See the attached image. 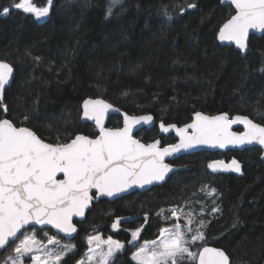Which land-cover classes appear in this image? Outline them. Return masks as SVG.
I'll list each match as a JSON object with an SVG mask.
<instances>
[{
	"label": "trees",
	"instance_id": "obj_1",
	"mask_svg": "<svg viewBox=\"0 0 264 264\" xmlns=\"http://www.w3.org/2000/svg\"><path fill=\"white\" fill-rule=\"evenodd\" d=\"M19 2L0 0V12ZM33 2L46 5V0ZM110 4L111 0H53L46 18L37 19L14 7L0 15V61L13 68V78L3 92L7 111L0 106V119L28 126L45 141L68 142L78 133L95 136L92 123L81 121V103L88 97H102L129 114L152 113L156 121L165 123L185 124L201 110L245 114L264 124V71L260 70L264 35L251 36L245 56L233 46L220 45L218 29L234 13L230 4L123 0L122 7L108 15ZM188 4L196 6L188 8ZM24 116L29 119L24 121ZM107 125L121 126V116H110ZM153 127L138 132V137L153 138L156 124ZM217 153L181 155L174 163L188 168L165 183L112 201L98 200L85 220L76 223L78 231L70 240L75 251L64 256L61 264H77L88 249L85 238L93 231L125 244L110 264H137L132 259L131 232L142 227L138 243L155 239L167 224L161 221L160 211L187 204L197 207L205 188L215 189V201L204 202L206 244L223 248L231 264H263L261 151L251 147ZM219 155L238 158L242 173H211L208 164ZM213 205L219 211L209 214Z\"/></svg>",
	"mask_w": 264,
	"mask_h": 264
},
{
	"label": "snow or ice",
	"instance_id": "obj_2",
	"mask_svg": "<svg viewBox=\"0 0 264 264\" xmlns=\"http://www.w3.org/2000/svg\"><path fill=\"white\" fill-rule=\"evenodd\" d=\"M122 2L111 0L108 15L113 14V8L122 7ZM224 2L234 5L235 14L219 28L218 39L234 42L239 49L245 50L249 30H264V0H222ZM52 6L53 0H46L45 6H37L33 0H20L11 7L41 19L49 16ZM195 6L187 5L188 8ZM11 7H3L0 15L9 14ZM12 75V66L0 61V106L5 112L3 92ZM111 108L112 105L102 99L84 100L83 116L95 122L99 134L95 138L77 134L68 142L47 143L31 128L18 127L7 118L0 119V248L19 240L14 248L15 255L7 258L10 264H24L22 258L29 254H32V264H61L75 246L64 244L60 249H49L37 239L35 232L27 233V227L51 225L65 234L75 233L77 228L72 218L85 215L93 199L90 195L93 189L98 195L111 197L133 185L163 181L172 170V166L164 162L165 157L197 145L224 148L256 143L264 146V125L254 123L247 116L230 119L227 113L206 116L201 112H196L193 122L183 127L160 124L163 132L171 128L176 130L180 137L178 144L163 148L159 140L144 144L134 137L133 130L151 123L153 117L125 114L123 127L106 128L104 117ZM23 119L27 121L29 117ZM238 123L243 124L245 130L241 133L231 131L232 125ZM208 167L213 171L241 173V164L236 159L227 164L222 160L213 161ZM59 175L62 178H58ZM214 192L212 189L208 194ZM218 211L217 207L212 209L213 214ZM179 215H185L187 231L179 223L161 229V238L145 241L132 259L138 264H229V257L223 250L207 246L201 230L207 227L203 220L194 230L188 227L193 224L191 212L171 209V217L179 219ZM120 219L112 224L113 229L118 227ZM141 230L142 227H137L131 232L132 241L138 239ZM18 233L24 238L20 239ZM197 241L204 243L199 245V251H192L190 245H196ZM87 243H95L96 247L89 248L87 260L78 264H109L115 254L124 249L119 241L111 237L105 240L99 235L88 236ZM48 244H60V241L49 238ZM102 245L107 246L106 251Z\"/></svg>",
	"mask_w": 264,
	"mask_h": 264
},
{
	"label": "water",
	"instance_id": "obj_3",
	"mask_svg": "<svg viewBox=\"0 0 264 264\" xmlns=\"http://www.w3.org/2000/svg\"><path fill=\"white\" fill-rule=\"evenodd\" d=\"M221 3H222V0H221ZM222 4H230V3L224 2V3H222ZM230 5H231V4H230ZM231 6H232V8H233V10H234V13H233L232 15H234V14H235V7H234V5H231ZM229 18H230V17H229ZM229 18H228V19H229ZM41 19H42V18H41ZM224 22H226V20H225ZM224 22H223V23H224ZM223 23H222V25H223ZM222 25H221V26H222ZM221 26H220V27H221ZM220 27H219V28H220ZM218 33H219V29H218ZM218 33H217V42H218L220 45L233 46L237 51H239V52L241 53L242 56H245V55L248 53V51H249V46H248V45H249V41H250L251 36H252V35H255V36H257V37L263 36V35H264V30H255V29H250V30H249V35H248V38H247V41H246V43H247V48H246L245 50H241V49H239V48L236 46V44H235L234 42L220 41V40L218 39ZM12 78H13V75H12V77L10 78V82H11ZM86 99H93V100H95V99H102V100H104L105 102H107V103H109V104L112 105V108L108 110V112L105 114V117H104V126H105L106 128H121V127H123V121H124V115H125V114H127L128 116H143V115H151V116L153 117V121H152L151 123H149V124H142V125L137 126L136 128H134V130H133V135H134V137H135L136 139H139L136 135H137V133H138L140 130H142V129H150V128H152V127L156 124L157 127H158V129H159V134H160V135L168 136V135H170V134H173V136H174L175 139H176L173 143L165 144V145H161V140H160V138H156V139H154L153 141L149 142V143H152V142H154V141H156V140H159V141H160V147H161V148L166 147V146L171 145V144H178L179 141H180V137H179L178 133L176 132V130H175L174 128L169 129L168 132H163V131L161 130V128H160V124H161V123H163L166 127H167L168 125H176L177 127H183L184 125H186V124H190V123L193 122V120L195 119V113H196V112H201L202 114H204V115H206V116H215V115H220V114H223V113H227V112H218V113H214V114H208V113H206V112H203V111L199 110V111H195V112H193V113L191 114V119H190V121H188V122L185 123V124L178 125L177 123H165V122H163V121H161V120H160V121H156V119H155V117H154V115H153L152 113L129 114V113H127L126 111H124V110L118 108L117 106L113 105L112 103H110L109 101H107L106 99H104V98H102V97H94V98H92V97H88V98H86ZM86 99H84V100H86ZM84 100H83L82 103H81V121H82V122H89V123H92V125H93V131H94L95 136H96V135L99 134V131H98V129H97L96 126H95V122H94L93 120L88 119V118H85V117L83 116V102H84ZM227 114H228V116H229L230 119H232V118H234V117H236V116H247V117H248L249 119H251L254 123L261 124V123L255 121V120H253L252 118H250L248 115H245V114H233V115H230L229 113H227ZM112 115H119V116H121V126H119V127H110V126L107 125L108 118H109L110 116H112ZM3 118H7V117H2L1 119H3ZM7 119H9V118H7ZM9 120H10V119H9ZM261 125H264V124H261ZM16 126H17V125H16ZM20 126H24V125H20ZM18 127H19V126H18ZM27 127H28V126H27ZM29 128H30V127H29ZM32 130H33V129H32ZM244 130H245V129H244V125H243V124H239V123H238V124H234V125H232V127H231V131L236 132V133H241V132H243ZM33 131H34V130H33ZM189 131H191V130H189ZM34 132H35V131H34ZM35 133H36V132H35ZM36 134H37V133H36ZM78 134H83V133H78ZM37 135H38V134H37ZM76 135H77V134H76ZM83 135H86V134H83ZM87 136H89V135H87ZM95 136H90V137L95 138ZM74 137H75V136H74ZM74 137H73V138H74ZM41 139H42V138H41ZM139 140H140V139H139ZM44 141H45V140H44ZM140 141H141V140H140ZM45 142H47V143H51V142H48V141H45ZM141 142H142V141H141ZM142 143H144V142H142ZM144 144H148V143H144ZM251 147H258V148L260 149V151H261V153H260V159H261V160H264V146H261V145L256 144V143H252V144H244V145H228V146H226V147H224V148H220L219 146H213V145L203 144V145H197V146L192 147V148H189V149H183V150H180V151H178V152L172 154L171 156L165 157V161H164V162L167 163V164H169V165H171V166H172V170L166 174L165 179H164L163 181H154V182H152V183H150V184H144L143 186H141V185H133L132 187L128 188L127 190H125V191H123V192H121V193H118V194H116V195H114V196H111V197H109V196H107V195H98L97 192H96V190L93 189V190L90 192V195L93 197V199H92V201L90 202L88 208L85 209V215H84L83 217L74 216V217L72 218V223L75 225V227L77 228V231H78V226H77L76 223H77V222H82V221H84L85 218H86V214H87V212L92 208L93 204L96 203V202H97L98 200H100V199H107V200H109V201H112V200L117 199V198H119V197H122V196H124V195H126V194H129V193H132V192H135V191L142 192V191H145V190H147V189H149V188H151V187H153V186H159V185L165 183V182L167 181V179L170 177L171 174H173V173H175V172H178V171H181V170H185V169L188 168V166H185V165H175V164H173V163L170 162L171 160H173V159H175V158H177V157H179V156H181V155L192 154V153L199 152V151H210V152H221V153H225V152H227V151H241V150H243V149L251 148ZM233 159H236V160H238V161L240 162V164H241V173H242L243 163H242L238 158H233ZM220 160L224 161V162L227 164V163H230L232 159H231V160H224V159H218V158H216V159L211 160L210 163L213 162V161H220ZM210 163H209V164H210ZM209 170H210L211 173H213V174H217V173H223V174H229V173H231V174H236V175H240V174H241V173H236V172L231 171V170H218V171H213V170L210 169V168H209ZM58 178H62V175H59ZM93 193L95 194V196H93ZM28 228H35V229H50V230H52L54 233L58 234L59 236L65 238V239H67V240H71V239H73V237H74V236L76 235V233H77V231H76L75 233L65 234V233H63V232H60L58 229L52 227L51 225H35V224H34V225H30V226H28L27 229H28ZM23 231H24V230H21L22 233H23ZM20 235H21V233H18V236H20ZM10 243H11V242H10ZM10 243H9V244H10ZM9 244H8V245H9ZM8 245H7L5 248H0V254H1V253H2V252L8 247ZM207 246H209V247L219 248V249L223 250V251L226 253V255H228L227 252H226L223 248H221V247H218V246H215V245H211V244H207ZM199 250H200V249H199ZM199 250H198V251H199ZM228 257H229V255H228ZM229 264H231V259H230V257H229ZM263 264H264V263H263Z\"/></svg>",
	"mask_w": 264,
	"mask_h": 264
},
{
	"label": "rangeland",
	"instance_id": "obj_4",
	"mask_svg": "<svg viewBox=\"0 0 264 264\" xmlns=\"http://www.w3.org/2000/svg\"><path fill=\"white\" fill-rule=\"evenodd\" d=\"M44 18H46V17H44ZM136 136L138 137V133H137ZM211 190H212L211 188H205L203 190L204 199L201 200V201H198V203L195 204L197 207H195L194 205L187 204L186 206L167 207V208H165L163 210V212L161 210L160 213H159L161 221L167 222L166 226L162 227L161 229L172 228L174 224L179 223L182 226V229L187 231V228L184 227L186 225V223H187L185 215H179V219H177L176 217H171V209L176 208L181 213H189V212H191L192 219H193V224L188 225V227H191V228H193L195 230L197 225L199 224L200 220L204 219V214L207 212L206 211V207L207 206H206V204L204 202L210 201L211 203H213L215 201V192L212 195L208 194ZM199 204L202 206V208H198L200 206ZM214 207H216V206L215 205L211 206L209 214H213L212 209ZM165 217H171V218L170 219H165ZM33 232H35V235H36L37 239L42 242V245H47V247L49 249H60L61 246L64 245V244L74 245L70 240H67V239L59 237V236H57L55 234H52V233L48 232V230H46V229H40V230L35 229V228L27 229V233H33ZM90 235H99V236L102 237V239H105V240L109 238V236L103 235V233L100 232V231H93V232L89 233L86 236V238H85L86 242H87V237L90 236ZM19 238L23 239L24 236L21 234L19 236ZM49 238H55L56 240L60 241V244H48V239ZM160 238L161 237H160V232H159V235L153 240H158ZM114 240H116V239H114ZM131 241H132V238H131ZM149 241H152V240H149ZM144 242L138 243V239L136 241H132L130 243V245H135V249H134L133 253L137 252L138 249L144 244ZM200 242L201 241H197L196 245H190L191 250L192 251H198L200 249L198 247V244ZM18 243H19V240H16L15 243H13V245L11 247H9L8 249L5 250V252H3V254L0 256V264H10V261H7V258L10 257V256H14L15 255L14 248H15L16 244H18ZM122 244L124 245V248H125V244L124 243H122ZM95 247H96L95 243H93L92 245L88 244L87 251L85 252L83 257L81 259H79V261H81V260H85L86 261L87 257L90 255V253L88 251L89 248H93L94 249ZM102 248L105 251L107 250V246L106 245H102ZM74 251H75V249H74ZM31 255L32 254H29V255H27V256L22 258L23 261H24V264H32ZM132 256H133V254H132ZM111 261L109 262V264L111 263ZM134 261L138 264V261H136V260H134ZM78 262H77V264H78ZM94 264H95V262H94Z\"/></svg>",
	"mask_w": 264,
	"mask_h": 264
},
{
	"label": "flooded vegetation",
	"instance_id": "obj_5",
	"mask_svg": "<svg viewBox=\"0 0 264 264\" xmlns=\"http://www.w3.org/2000/svg\"><path fill=\"white\" fill-rule=\"evenodd\" d=\"M152 128H154V127H152ZM156 135L153 137V138H151V139H147V141H143V140H141L140 138V140L142 141V142H144V143H149V142H151V141H153L154 139H156V138H160V140H161V145H165V144H170V143H173L176 139H175V137L173 136V134H170V135H168V136H164V135H160L159 134V129H158V127H157V125H156ZM151 129V128H150ZM142 130H149V129H142ZM142 130H140L139 132H141ZM163 137H169V138H171V141L170 142H167V143H165V142H163ZM228 152V151H227ZM227 152H225V153H227ZM217 154H224V153H221V152H218ZM178 158V157H177ZM177 158H175V159H173V160H171L170 162L171 163H173V164H175L174 162L176 161V159ZM216 158H218V159H224V160H231V159H233V158H236V157H231V158H228V159H226V158H224V157H222V156H217V157H214V158H212L211 160H213V159H216ZM210 160V161H211ZM210 163V162H209ZM175 165H177V164H175ZM174 174V173H173ZM173 174H171V175H173ZM170 175V176H171ZM150 189V188H149ZM149 189H147V190H149ZM132 193H134V192H132ZM129 194H131V193H129ZM129 194H126V195H124V196H127V195H129ZM93 196H95V194L93 193ZM124 196H122V197H124ZM120 198V197H119ZM107 200V199H106Z\"/></svg>",
	"mask_w": 264,
	"mask_h": 264
}]
</instances>
